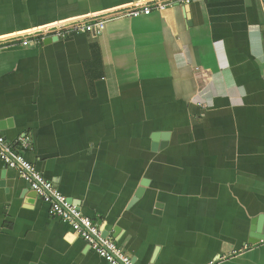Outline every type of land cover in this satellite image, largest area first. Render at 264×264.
I'll use <instances>...</instances> for the list:
<instances>
[{
  "label": "crops",
  "instance_id": "1",
  "mask_svg": "<svg viewBox=\"0 0 264 264\" xmlns=\"http://www.w3.org/2000/svg\"><path fill=\"white\" fill-rule=\"evenodd\" d=\"M0 136L136 264H264V0H0ZM0 264L107 263L0 162Z\"/></svg>",
  "mask_w": 264,
  "mask_h": 264
},
{
  "label": "built area",
  "instance_id": "2",
  "mask_svg": "<svg viewBox=\"0 0 264 264\" xmlns=\"http://www.w3.org/2000/svg\"><path fill=\"white\" fill-rule=\"evenodd\" d=\"M189 2L190 0H184L185 4ZM156 8L162 6L157 5ZM149 13L150 8H144L132 10L129 16ZM104 27V20H91L78 30L99 35ZM30 145L31 140L27 136L18 138L14 143H9L0 136V162L6 168L15 170L36 197L48 205L50 214L67 226L100 259L107 264H136L112 239L103 237L100 226L84 216L76 204L69 201L53 182L44 178L41 172L24 158L22 152L29 149Z\"/></svg>",
  "mask_w": 264,
  "mask_h": 264
},
{
  "label": "water",
  "instance_id": "3",
  "mask_svg": "<svg viewBox=\"0 0 264 264\" xmlns=\"http://www.w3.org/2000/svg\"><path fill=\"white\" fill-rule=\"evenodd\" d=\"M137 195H138V194H137ZM256 231H257V232L260 231V225L258 226V228H257ZM104 235H106V234H103V237H105ZM251 237L255 239V240H251V241H250V243H252V244H253V243H257V241H259L260 239H262V238H260L257 234H252Z\"/></svg>",
  "mask_w": 264,
  "mask_h": 264
}]
</instances>
